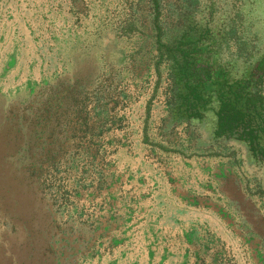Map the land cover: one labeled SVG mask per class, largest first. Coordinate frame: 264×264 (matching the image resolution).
<instances>
[{
    "label": "rangeland",
    "instance_id": "obj_1",
    "mask_svg": "<svg viewBox=\"0 0 264 264\" xmlns=\"http://www.w3.org/2000/svg\"><path fill=\"white\" fill-rule=\"evenodd\" d=\"M260 62L264 0H0V264H264ZM196 156L246 197L167 198Z\"/></svg>",
    "mask_w": 264,
    "mask_h": 264
},
{
    "label": "crops",
    "instance_id": "obj_2",
    "mask_svg": "<svg viewBox=\"0 0 264 264\" xmlns=\"http://www.w3.org/2000/svg\"><path fill=\"white\" fill-rule=\"evenodd\" d=\"M239 178L236 168L230 161H220L217 157L201 160L196 156L167 161V198L178 197L183 201L184 197L188 196L218 198L222 194L234 202L236 199L234 191L238 192L242 198L246 197L244 185ZM172 211L171 207L167 208V214ZM181 213L182 208L180 211L176 210L173 216L167 217L169 219L167 220V239L175 240L167 244V246L170 245L167 249V262L172 260V245L183 244L188 237L186 235H189L188 229L182 222L175 221L181 218ZM212 226L211 228L216 229L214 225Z\"/></svg>",
    "mask_w": 264,
    "mask_h": 264
},
{
    "label": "trees",
    "instance_id": "obj_3",
    "mask_svg": "<svg viewBox=\"0 0 264 264\" xmlns=\"http://www.w3.org/2000/svg\"><path fill=\"white\" fill-rule=\"evenodd\" d=\"M263 62H260L259 64H258V66H257V70L258 71H261V73L259 72L258 73V76H261V75H263L264 74V67L262 66L263 64H262ZM233 109V108H232ZM233 111H235L234 112V114L233 115H231L230 117H228L227 115H225L224 113L222 114V120H221V122H220V124H221V126H224L225 124H230L229 125V128H230V126H231V124H232V122L233 121H235V120H238L239 119V111L238 110H234L233 109Z\"/></svg>",
    "mask_w": 264,
    "mask_h": 264
}]
</instances>
